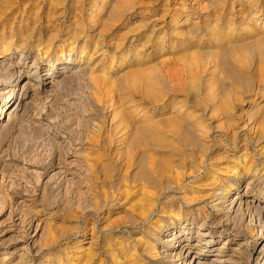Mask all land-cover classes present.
<instances>
[{
    "label": "rangeland",
    "instance_id": "obj_1",
    "mask_svg": "<svg viewBox=\"0 0 264 264\" xmlns=\"http://www.w3.org/2000/svg\"><path fill=\"white\" fill-rule=\"evenodd\" d=\"M0 81V264H264V0H0Z\"/></svg>",
    "mask_w": 264,
    "mask_h": 264
},
{
    "label": "bare ground",
    "instance_id": "obj_2",
    "mask_svg": "<svg viewBox=\"0 0 264 264\" xmlns=\"http://www.w3.org/2000/svg\"><path fill=\"white\" fill-rule=\"evenodd\" d=\"M77 42H78V41H77ZM63 44H64V42H63ZM63 44H62V45H63ZM76 47H78V43L76 44V42L73 41V43H72L71 46H70V50L73 51ZM60 48H61V47H60ZM0 82H3V81H0ZM26 83H27V82H26ZM3 105H4V104H2V105L0 106V112L2 111ZM258 220H259V219H258Z\"/></svg>",
    "mask_w": 264,
    "mask_h": 264
}]
</instances>
